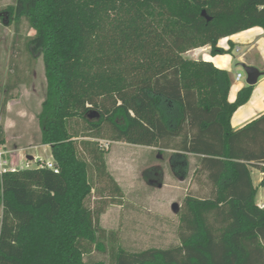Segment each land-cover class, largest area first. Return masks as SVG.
Returning a JSON list of instances; mask_svg holds the SVG:
<instances>
[{
	"label": "trees",
	"instance_id": "1",
	"mask_svg": "<svg viewBox=\"0 0 264 264\" xmlns=\"http://www.w3.org/2000/svg\"><path fill=\"white\" fill-rule=\"evenodd\" d=\"M1 19L15 20L18 31L27 20L35 31L25 51L30 62L44 63L41 142L51 146L58 172L35 165L0 173V264H264V206L257 203L264 113L239 129L231 125L254 85L230 102L229 71L185 56L207 45L212 55L232 53L234 45L225 49L219 40L264 28V0H16ZM11 78L4 111L18 85ZM91 112L98 117L88 118ZM73 119L85 122L83 131ZM4 136L0 127V144ZM88 138L164 145L176 152L182 176L197 156L195 173L211 189L185 198L179 245H118L110 262L85 259L93 247L105 251L108 236L104 207L88 205L90 171L123 196L105 150ZM251 167L263 173L258 186Z\"/></svg>",
	"mask_w": 264,
	"mask_h": 264
},
{
	"label": "rangeland",
	"instance_id": "2",
	"mask_svg": "<svg viewBox=\"0 0 264 264\" xmlns=\"http://www.w3.org/2000/svg\"><path fill=\"white\" fill-rule=\"evenodd\" d=\"M16 0H0V13ZM35 31L27 20H23L17 30L16 21L9 25L4 23L0 16V127L8 125V133L12 141L23 143L28 140H38L42 137L39 115L42 112V103L47 95V79L43 60L29 61L25 51L26 38ZM241 50L234 49L236 56L232 69L229 71L233 84L231 95L235 87L246 86L247 73L244 63L239 57L246 54V44L239 45ZM17 49V50H16ZM20 51V54L14 51ZM191 53L189 56H197ZM186 56V54H185ZM201 57V55H199ZM13 60L17 65L13 64ZM241 73L240 82L235 80L236 74ZM9 77L18 82L17 88L11 93L10 111L3 110L6 95V83ZM262 82L254 87L260 89ZM8 107V104H7ZM98 114L91 112L88 118L96 119ZM123 123L122 118H118ZM76 129L83 131L85 122L82 119H73ZM75 122V123H74ZM6 134V133H5ZM99 143L105 150L109 172L115 177L122 188L123 196L115 195L106 178H99L94 170L90 171L95 189L88 200L91 208L104 207L101 216V225L107 229L105 251L96 247L85 259L111 260V251L118 245L130 251H139L151 247L167 248L179 245L180 212L184 200L188 195L208 196L211 184L204 174H196L197 156H189V171L187 176L180 174L181 165L172 161L176 153L173 149L159 146L135 145L125 141H111L107 138H88ZM39 141V140H38ZM18 157L11 160L7 151L8 167L25 168V163L35 166L32 159ZM42 160H50L49 148L39 150ZM259 171L254 170L253 176L257 180ZM257 200L264 202V187H259ZM177 209H174V205ZM2 205L0 203V227Z\"/></svg>",
	"mask_w": 264,
	"mask_h": 264
},
{
	"label": "crops",
	"instance_id": "3",
	"mask_svg": "<svg viewBox=\"0 0 264 264\" xmlns=\"http://www.w3.org/2000/svg\"><path fill=\"white\" fill-rule=\"evenodd\" d=\"M246 44V54H243L239 57V61L246 65H251L257 67L259 70L264 72V28L261 26H254L252 28L246 29L244 31L232 34L227 37H223L219 40V46L229 49L231 44L234 45V49L237 51H240V44ZM232 53H226V54H217L212 55L210 52V46H203L199 48H195L192 50H189L186 52V56H189L191 53H196L197 56H190L191 58L199 59L202 58L204 60L212 61L215 66L221 69H226L228 71H231L233 61L235 60V55ZM201 55V57H199ZM239 73V72H238ZM237 75V74H236ZM243 78V75H242ZM241 78V79H242ZM241 79L237 82H240ZM258 82H262V85L260 89H257L254 87L253 93L250 97V99L243 105H241L233 114L231 119V125L234 129H239L245 124L249 123L253 119L260 116L262 113H264V74L260 76L258 79ZM257 82V83H258ZM256 83V84H257ZM255 84V85H256ZM248 85V83H246ZM244 87L243 85H239L237 88L235 87L233 95H231V91L233 89V84L231 86L228 99L230 102H234L237 98V94L239 90ZM11 102V101H10ZM10 102H8L7 111H10ZM8 125L6 127V134L4 136V142L0 144V146L5 147V149L9 152L12 162L17 160L16 158L21 157L24 158L23 155L25 154V151L32 150L31 153H27V159L32 157H40L39 150L41 148H49L51 151V146L47 144H42L41 142V135L39 136L38 140H28L23 143H18L16 140L12 141L9 133H8ZM50 157L52 160V152L50 154ZM254 170L259 171L257 180L254 178L253 173ZM251 174L252 179L255 186H258L262 177L263 173L255 167H251ZM262 187V186H260ZM259 194V189H258ZM257 194V196H258ZM257 203L260 206H264V202L261 203L257 200Z\"/></svg>",
	"mask_w": 264,
	"mask_h": 264
},
{
	"label": "built area",
	"instance_id": "4",
	"mask_svg": "<svg viewBox=\"0 0 264 264\" xmlns=\"http://www.w3.org/2000/svg\"><path fill=\"white\" fill-rule=\"evenodd\" d=\"M242 78L241 73H237L235 80H240ZM7 150L5 147L0 146V173L6 171V170H17L15 167H8V160L6 159ZM32 163L35 165H39L40 167H48L53 168L56 172H58V169L54 166L52 160H42V158L34 157L32 160ZM26 167H31L30 163H25Z\"/></svg>",
	"mask_w": 264,
	"mask_h": 264
},
{
	"label": "water",
	"instance_id": "5",
	"mask_svg": "<svg viewBox=\"0 0 264 264\" xmlns=\"http://www.w3.org/2000/svg\"><path fill=\"white\" fill-rule=\"evenodd\" d=\"M203 15H206V11L204 10ZM2 15V13H0V16ZM4 23L8 24L7 20H4ZM245 68V71L247 73V83L248 85H255L258 82V79L260 78V76H262L264 74V72H262L261 70H259L257 67L255 66H251V65H243ZM174 209H177V205H174Z\"/></svg>",
	"mask_w": 264,
	"mask_h": 264
}]
</instances>
